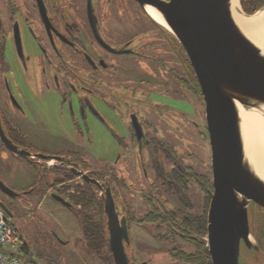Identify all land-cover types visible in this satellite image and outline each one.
I'll use <instances>...</instances> for the list:
<instances>
[{
    "label": "flooded vegetation",
    "instance_id": "af4514ba",
    "mask_svg": "<svg viewBox=\"0 0 264 264\" xmlns=\"http://www.w3.org/2000/svg\"><path fill=\"white\" fill-rule=\"evenodd\" d=\"M146 12L138 0H0V202L26 236L28 227L16 216L19 207L36 205L34 214L42 199L58 202L79 220L82 253L116 264L105 208L110 198L129 264H213L207 227L212 167L210 174L196 171L183 156L187 150L174 151L172 139L181 136L168 128L174 125L172 82L182 79L198 90V103L205 100L191 63L180 62L181 78L171 61L167 37L172 34ZM142 14L157 40L135 29ZM52 106L58 120L68 123L62 138L47 128L52 115L45 111ZM114 112L125 121L123 129L112 125ZM94 120L105 123L117 141L113 166L96 164L93 153L79 147L76 131L89 129ZM8 158L31 169L34 180L18 187L4 176L2 162ZM120 160L124 165L118 167ZM127 160L134 163L132 170ZM192 179L200 183L197 200ZM51 191L71 205L54 199ZM82 216L92 222L89 232ZM144 230L150 234L145 240ZM54 233L61 246L71 245V239ZM263 251L259 248L256 264H264ZM249 252L243 247L241 264H253Z\"/></svg>",
    "mask_w": 264,
    "mask_h": 264
},
{
    "label": "water",
    "instance_id": "95a60500",
    "mask_svg": "<svg viewBox=\"0 0 264 264\" xmlns=\"http://www.w3.org/2000/svg\"><path fill=\"white\" fill-rule=\"evenodd\" d=\"M138 1L146 11L151 5L162 14L170 29L147 11L183 45L199 82L212 150L214 190L208 210L209 248L213 264H241L245 258L243 247L250 251L247 260L259 252L253 240L250 211L255 203L264 208V180L246 158L238 102L257 108L264 105V52L235 20L232 0ZM240 10L251 15L241 3ZM2 136L9 143L3 132ZM49 195L71 205L59 193L51 191ZM0 205L13 216L4 203ZM105 208L116 264H129L122 253L112 199H106ZM252 262L256 264L254 257Z\"/></svg>",
    "mask_w": 264,
    "mask_h": 264
},
{
    "label": "rangeland",
    "instance_id": "374dc122",
    "mask_svg": "<svg viewBox=\"0 0 264 264\" xmlns=\"http://www.w3.org/2000/svg\"><path fill=\"white\" fill-rule=\"evenodd\" d=\"M137 19L139 24L135 25V29H144L146 32H148L149 39L157 40L158 34H156L153 24L149 22V19L145 17L144 14L137 16ZM167 38L171 46V48L169 46L172 59L171 61L176 67L180 68V74L182 78L184 72H182L181 63H185L187 61L190 63V61L180 41L170 34ZM130 55L131 54L125 56H129L127 59L130 60ZM197 91L193 92V88L189 87V85L186 82H183V80L180 78L179 81L172 82V90L170 93L173 98L170 99V101H172L174 105L170 110V117H172L174 125L180 127L181 130H179L174 125L172 127L170 124H168V128L173 129L182 137L172 139L174 151L180 152L182 148L187 150L185 155H183L185 160L189 162L196 171L210 174L212 150L204 114L205 105L203 104L202 100H200V103H198ZM57 102L58 100L51 101V103ZM47 111H49L52 115L51 126H47V128L50 129L52 133H55L58 137H63V130L68 127V123H63L58 120V109L55 110L53 107V110H46L45 112L47 113ZM109 118L115 123L112 125L114 127L116 126L118 129H123V126L126 125L125 121L118 112H114V114H111ZM154 123L156 125L160 124L158 116H156ZM164 123L167 124L165 121H163L162 124ZM80 130L81 129L76 131L78 139L82 141L79 147H81L83 150L87 149L88 151L92 152L93 155L90 154L89 156L93 158L96 164H107L109 166H113L118 161L117 141L112 136L109 127L105 123L94 120L89 129L83 127L82 130ZM56 145L59 148L64 146L63 143H57ZM49 146H52V144H49ZM20 163V160L17 161L14 158H8L2 162L4 168L3 175H7L9 178H11L12 182L18 185V187H22V185L28 184L34 180L33 171ZM126 163L128 165L127 167H132L134 165L131 160H127ZM122 165L124 164L122 160H120L118 167ZM138 166L142 167L141 160ZM140 167V173L142 174V168ZM152 168V165L148 166L151 177H153ZM132 169L133 167L131 170ZM198 184H200L199 181L195 179H192L189 182L190 188L194 189L192 192L193 197L196 200L199 196H201V192L197 191L195 188L198 187ZM38 198L40 197H35V199ZM35 208L36 205H28L25 207L21 206L19 207L20 210L16 214L17 217L21 216L23 220L21 221L20 225L24 226L26 224L28 227L27 236L24 234L23 230H18L20 236L26 240L28 245L27 250L20 252V256L23 260H33L37 264H104L99 260L97 255H90L88 251H86V254L85 251L82 253V249L78 245L80 241L79 220L73 212L52 199H42L41 205L39 206L40 211L34 214L31 213V210H35ZM259 210L262 209L255 205H253L251 208L250 221L253 228L258 227L260 220L259 212H261ZM54 231H56L61 237L71 239V245L61 246L55 237ZM140 237L145 240L146 238L150 237V234L149 232L145 231L144 234H140ZM253 240L256 242L255 239ZM152 246H155V244ZM260 254L264 258V251Z\"/></svg>",
    "mask_w": 264,
    "mask_h": 264
},
{
    "label": "bare ground",
    "instance_id": "6f19581e",
    "mask_svg": "<svg viewBox=\"0 0 264 264\" xmlns=\"http://www.w3.org/2000/svg\"><path fill=\"white\" fill-rule=\"evenodd\" d=\"M147 11L155 20L170 29L155 7L147 5ZM232 11L241 29L264 52V8L254 14L245 15L240 10V0H232ZM238 109L246 158L257 175L264 180V105L257 108L238 102Z\"/></svg>",
    "mask_w": 264,
    "mask_h": 264
},
{
    "label": "built area",
    "instance_id": "2783aa9c",
    "mask_svg": "<svg viewBox=\"0 0 264 264\" xmlns=\"http://www.w3.org/2000/svg\"><path fill=\"white\" fill-rule=\"evenodd\" d=\"M24 250L25 243L12 216L0 205V264H37L21 258L20 252Z\"/></svg>",
    "mask_w": 264,
    "mask_h": 264
},
{
    "label": "trees",
    "instance_id": "16d2710c",
    "mask_svg": "<svg viewBox=\"0 0 264 264\" xmlns=\"http://www.w3.org/2000/svg\"><path fill=\"white\" fill-rule=\"evenodd\" d=\"M240 3H241L243 10L248 14L255 13L256 11H258L260 8L264 6V0H240ZM80 200L81 201L84 200L83 204L85 206H88V202H86V199L81 198ZM255 206H258L262 209V210H259L261 211L259 212L260 214L258 213L259 219H260L258 223V227L254 228V233L258 240L257 244L259 245V248L262 251L264 248V208L256 203H255ZM83 222H84L86 231L89 232L92 222L89 221V219L86 217L85 218L83 217ZM204 231H206L205 227H204L203 232ZM91 247L93 248L94 251H99V249L97 248L98 246L94 245L93 243H91ZM253 257L255 258V261H257L260 258L258 253H255Z\"/></svg>",
    "mask_w": 264,
    "mask_h": 264
}]
</instances>
